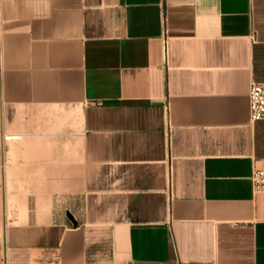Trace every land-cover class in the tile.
I'll return each mask as SVG.
<instances>
[{
  "label": "crops",
  "instance_id": "1",
  "mask_svg": "<svg viewBox=\"0 0 264 264\" xmlns=\"http://www.w3.org/2000/svg\"><path fill=\"white\" fill-rule=\"evenodd\" d=\"M264 0H0V264H264Z\"/></svg>",
  "mask_w": 264,
  "mask_h": 264
},
{
  "label": "built area",
  "instance_id": "2",
  "mask_svg": "<svg viewBox=\"0 0 264 264\" xmlns=\"http://www.w3.org/2000/svg\"><path fill=\"white\" fill-rule=\"evenodd\" d=\"M249 117L251 121L264 119V82L252 81L248 91ZM21 134L0 133V144L4 146L7 142L19 140ZM251 181L256 190L264 188V170L256 168L251 174Z\"/></svg>",
  "mask_w": 264,
  "mask_h": 264
},
{
  "label": "bare ground",
  "instance_id": "3",
  "mask_svg": "<svg viewBox=\"0 0 264 264\" xmlns=\"http://www.w3.org/2000/svg\"><path fill=\"white\" fill-rule=\"evenodd\" d=\"M15 141V140H14Z\"/></svg>",
  "mask_w": 264,
  "mask_h": 264
}]
</instances>
